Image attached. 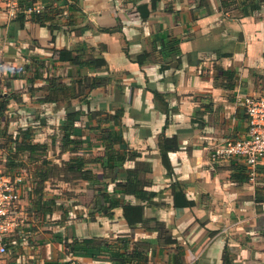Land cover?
Segmentation results:
<instances>
[{
  "label": "crops",
  "instance_id": "1",
  "mask_svg": "<svg viewBox=\"0 0 264 264\" xmlns=\"http://www.w3.org/2000/svg\"><path fill=\"white\" fill-rule=\"evenodd\" d=\"M44 1L60 9L45 24L11 19L0 4V95L20 98H9L0 130L16 139L19 129L31 127L34 140L49 147L44 157L62 165L76 155L61 150L66 106L43 102V88L31 93L25 64L38 55L46 59L34 88L46 87L53 76L67 85L80 75L107 76L105 86L89 91L87 103L72 100V108L83 112L77 135L94 144H84L80 154L105 153L101 129L86 126L88 113L123 108L124 137L137 153L125 166L149 167L139 177L154 196L126 195L127 205L100 213L89 181L71 184L56 175L45 187L46 198L59 197L54 211L32 215L31 237L0 264H121L112 257L123 237L143 253L125 264H264V158L246 179L245 158L211 155L226 139L246 135L244 99L264 95V0L249 14L240 0ZM62 49L94 57L97 68L79 71L59 58ZM164 136H176L180 145L169 152L171 173L162 160ZM21 160L27 163L28 209L43 159L26 153ZM54 181L57 187L50 186ZM92 237L107 241L102 250L71 246Z\"/></svg>",
  "mask_w": 264,
  "mask_h": 264
},
{
  "label": "trees",
  "instance_id": "2",
  "mask_svg": "<svg viewBox=\"0 0 264 264\" xmlns=\"http://www.w3.org/2000/svg\"><path fill=\"white\" fill-rule=\"evenodd\" d=\"M262 1L263 0H240V5L244 14H249V12L259 8ZM59 11L60 9L46 4L44 11L33 13L30 18H34L38 22L45 24L48 20H55ZM26 18L27 16L24 13H20L13 19L24 21ZM59 53V58L61 60L77 64L79 71L82 67L96 69L98 66L94 57L84 58L79 52L77 56L74 57L73 50L69 49H62ZM46 65V59L39 55L27 61L25 68L30 72L28 80L31 87L29 90L31 93H34L35 90L43 88L48 92V95L46 94V96L43 97V102L65 104L67 117L61 124V150L63 152L69 151L76 153V155L69 161L63 162L62 165L55 164L48 160L46 156L44 157L49 147L47 144L34 140L35 131L31 127L19 129V134L16 139L13 138V135L9 133L8 130H0V138L4 137V141L0 143V166L2 165V170H26V161H17V158H21L26 153H29L33 158H38V155L42 156V167L35 172L34 180L37 182V186L34 192L35 197L33 196L31 198L33 205L28 207L29 213L31 215L36 214V217H39L41 213L47 214L54 211V205L57 203L59 197L52 195L46 198V182L56 179V175L58 176L62 173L63 175L58 176V178L66 182L73 183L76 180L82 179L89 181L93 185L96 191L94 201L95 208L100 213L110 214L114 208L127 205L125 201L126 195L133 194L143 200L151 199L154 193L146 189L148 182L142 181L139 177L140 172L148 170L149 167L143 166L140 169L138 166L134 168L125 166L126 162L137 157V153L128 149L124 137V126L122 124L123 108H118L111 114L109 112H102L101 110L88 113L89 124L87 122L86 126L94 129H101V131H99L100 140L101 144L105 146V153L102 155L91 154L88 156L80 154V152H83L84 144H88V146H93L94 144L89 137H78L76 123L81 120L83 112L72 108V100L74 98H79L82 102L87 103L90 100L88 95L89 91L105 86L110 78L102 75H80L75 83L67 85L61 82L60 76H53L48 79V85L46 87H32V85L41 78L42 71L47 67ZM227 72L229 73V71ZM18 96L19 95L16 93H13V95L1 94L0 113L4 114L8 109L10 97L19 101L20 98ZM156 96L159 97L160 95L156 93ZM92 123L94 125H92ZM160 147L162 160L169 173H171L172 166L169 161V152L179 149L180 145L177 137L164 136L160 142ZM4 153L8 154L7 160L5 161ZM99 172H101V178ZM245 178H251V171L246 174ZM110 183L115 184L113 192H110L108 189ZM65 214H68V211H65ZM91 214L94 215V212ZM130 215L131 214L127 212L129 221L134 222V218H131ZM106 243L107 241L103 238L92 237L76 239L71 246L74 247V250L79 251H86L88 248L102 250V246ZM115 244H117L118 250L114 253L112 258L116 262H121V264H125L130 261V259L135 258L136 255L139 256L143 254L138 248L131 250L127 238H119ZM135 245H138V243H135ZM109 246V248L112 247L111 245ZM12 248L15 247H11V249ZM109 250L113 251L112 248ZM145 256H147L146 253H144V257Z\"/></svg>",
  "mask_w": 264,
  "mask_h": 264
},
{
  "label": "built area",
  "instance_id": "3",
  "mask_svg": "<svg viewBox=\"0 0 264 264\" xmlns=\"http://www.w3.org/2000/svg\"><path fill=\"white\" fill-rule=\"evenodd\" d=\"M0 4L11 19L20 13L31 17L46 8L44 0H0ZM243 104L249 124L246 135L226 139L212 149L211 155L214 159L243 157L252 175V169L264 158V95L247 96ZM27 176L26 170H2L0 166V260L10 252L11 247H16L32 235L30 219L33 216L25 202Z\"/></svg>",
  "mask_w": 264,
  "mask_h": 264
},
{
  "label": "rangeland",
  "instance_id": "4",
  "mask_svg": "<svg viewBox=\"0 0 264 264\" xmlns=\"http://www.w3.org/2000/svg\"><path fill=\"white\" fill-rule=\"evenodd\" d=\"M62 182V181H61ZM59 183V181H54L53 183H51V187H57V185L55 186L54 184H58ZM75 182H73V183H71V184H74ZM77 183V182H76ZM66 195H67V198L68 199H75L76 200V197H77V195L75 194V192L74 191H67V193H66Z\"/></svg>",
  "mask_w": 264,
  "mask_h": 264
}]
</instances>
